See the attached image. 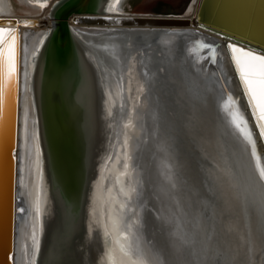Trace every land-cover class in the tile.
<instances>
[{"label":"bare ground","instance_id":"bare-ground-1","mask_svg":"<svg viewBox=\"0 0 264 264\" xmlns=\"http://www.w3.org/2000/svg\"><path fill=\"white\" fill-rule=\"evenodd\" d=\"M56 1L0 0V11H3L0 18L14 17L18 23L6 20L8 24L1 26L9 29L16 26L20 40L18 127L14 154L17 195L24 212L16 216L13 264H34L41 236L42 208L39 199L43 197L39 193H42L40 150L32 76L35 56L49 32V25L39 22L37 26H32L28 22L31 18L50 22L48 11ZM125 1L109 0L105 10L128 14ZM71 23L83 38L98 39L96 42H103L109 47L118 63V71H114L122 79V90L114 96L116 110L111 113L120 114L119 119L121 108H125L123 131H120L110 163L101 173L99 192H95L98 213L103 220L102 264H167L166 261L188 264L184 246H189L191 260L198 264L199 254L193 234L198 228L206 253L209 250L212 253L220 251L222 259L233 264H241L242 261L257 264L261 258L260 251L257 253L253 248L256 247L257 234L261 233L258 218L264 209L261 206L264 188L256 182L251 155L241 156L240 141L244 140L238 131L235 130V133L224 109L227 96L223 93V84L227 85L226 88H233L236 84L224 47L216 66L206 72L202 68L199 52L198 55L193 53L194 40L191 42L188 39L182 45L178 35L149 29L134 34L109 27ZM128 30L133 29L130 27ZM123 34L127 35V40H124ZM7 97L4 115L9 105ZM202 106L210 109L215 117L212 122L206 121L208 126L204 124L206 133L197 127ZM0 119L2 133L6 130L5 116L1 115ZM231 129L234 132H230ZM186 134L193 139L191 152L194 156L187 152L186 160H183L182 151L179 153L176 149V140ZM199 152L210 160V164L205 166V174L217 184L220 204L214 203L210 214L205 208L197 207L194 216L189 214L187 218V213L192 212L194 207L193 202H200L199 195H202L197 183H190L184 178L186 175L190 180L194 170L198 171ZM193 162H196L195 165ZM184 184L196 192V200L185 194ZM140 188L141 201H137L135 196ZM200 212L207 221L204 227L198 223ZM216 219V226H220L218 236L213 234L216 226H211V221ZM231 231L243 241L239 253H235V247L230 245ZM160 240L164 242L162 246Z\"/></svg>","mask_w":264,"mask_h":264},{"label":"water","instance_id":"water-1","mask_svg":"<svg viewBox=\"0 0 264 264\" xmlns=\"http://www.w3.org/2000/svg\"><path fill=\"white\" fill-rule=\"evenodd\" d=\"M108 2L109 0H57L48 11L50 22L47 19L39 21L37 18H31L28 22L32 26H37L39 22L49 25V32L35 56L32 76L40 150L42 193H39L43 197L39 199L42 208L40 264H102L104 261L100 252L104 245L101 222L103 220L98 213L97 193L101 173H104L110 163L120 131H123L122 118L125 108H121L119 119L120 114L116 116L117 112L111 113L113 109L116 110L114 96L122 90L121 75L114 71H118V63L106 44L96 42L98 39L83 38L71 22L120 29L125 33L135 34L139 30L149 29L157 33L178 35L182 45L188 39L191 42L194 40L193 53L199 52L202 68L206 72L216 66L219 55L211 57L209 50L201 48L200 43L211 45L222 55L223 46L236 78L233 88H226L227 85L223 84V93L226 96L232 94L237 98L256 140L257 150L264 156V139L260 138L259 128L239 75L231 62L228 48L229 44H236L254 51L264 49V0H191L188 6H191L190 11L181 15L134 12L116 14L105 10ZM6 20L18 24L14 17H3L0 18V26L8 24ZM130 27L133 30H128ZM11 28L16 29L18 33L16 26ZM122 37L127 40L126 34ZM19 41L18 34L17 82L15 90L8 97L5 96L4 101L7 97L9 105L5 115L2 114V117L5 116L6 126L2 133L0 119V264H13L16 216L24 212L17 195V166L14 154L18 127ZM155 51L158 53L157 49ZM125 52L128 56V50ZM127 65L125 62L124 66ZM217 75L220 78L219 71ZM200 111L197 127L206 133L204 124L208 126L206 121L212 122L215 117L210 109L203 106ZM226 129L228 130L227 126ZM232 131L231 129L230 132ZM232 135L234 136V133ZM188 136L182 135L181 139L176 140V149L179 153L182 151L185 157L183 160H186L187 152L194 156L193 139ZM240 144L241 156L251 155L250 146L245 141H240ZM207 147L210 148V145L207 144ZM198 159V171L194 170L190 180L186 175L184 178L190 183H197L202 195H199L200 202H193V213L189 211L186 217L197 212V207L205 208L206 213L210 214L212 205L220 204L217 184L205 174V166L210 164V160L200 152ZM195 163L193 162L194 165ZM181 181L184 182L183 179ZM139 190L135 196L137 201H141L142 190ZM183 190L188 197L196 200L194 190L186 188L185 184ZM261 206L264 207L263 193ZM262 210L258 218V230H261V233L257 234L256 247L253 248L257 253L260 251L258 254L261 258L257 264H264V209ZM197 216L198 223L204 227L207 222L204 215L200 212ZM198 229L193 233L199 254L198 264H233L230 260L222 259L220 251L212 253L209 250L206 253ZM215 229L217 230H214L213 234L218 236L220 226L217 225ZM231 234L233 236L229 244L235 247V253H239L243 241L234 232L231 231ZM162 242L163 240H160L159 244ZM187 247L189 246L183 247L187 263L194 264L191 260L192 252ZM167 257L170 259L169 253Z\"/></svg>","mask_w":264,"mask_h":264},{"label":"snow or ice","instance_id":"snow-or-ice-1","mask_svg":"<svg viewBox=\"0 0 264 264\" xmlns=\"http://www.w3.org/2000/svg\"><path fill=\"white\" fill-rule=\"evenodd\" d=\"M200 47L207 48L211 57L219 55L211 45L200 43ZM17 48V30L0 26V115L3 113L5 96L15 90L18 73ZM228 48L231 53V62L239 75L247 102L251 106L252 115L259 128L260 138L264 139V49L254 51L236 44H229ZM189 52L191 53V49ZM224 109L231 125L250 146L256 182L264 187V156L257 150L256 140L253 138L249 122L245 118L237 98L228 94Z\"/></svg>","mask_w":264,"mask_h":264},{"label":"rangeland","instance_id":"rangeland-1","mask_svg":"<svg viewBox=\"0 0 264 264\" xmlns=\"http://www.w3.org/2000/svg\"><path fill=\"white\" fill-rule=\"evenodd\" d=\"M190 1L191 0H126L124 5L126 6V12L181 15L187 12ZM1 12L3 11H0V13ZM215 223V220H212L211 226L212 224L215 226ZM39 246L40 242L38 249H36L34 264H40Z\"/></svg>","mask_w":264,"mask_h":264}]
</instances>
